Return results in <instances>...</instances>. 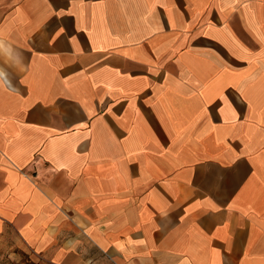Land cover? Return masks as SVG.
Masks as SVG:
<instances>
[{
    "label": "crops",
    "instance_id": "obj_1",
    "mask_svg": "<svg viewBox=\"0 0 264 264\" xmlns=\"http://www.w3.org/2000/svg\"><path fill=\"white\" fill-rule=\"evenodd\" d=\"M50 264H264V0H0V236Z\"/></svg>",
    "mask_w": 264,
    "mask_h": 264
},
{
    "label": "rangeland",
    "instance_id": "obj_2",
    "mask_svg": "<svg viewBox=\"0 0 264 264\" xmlns=\"http://www.w3.org/2000/svg\"><path fill=\"white\" fill-rule=\"evenodd\" d=\"M0 264H50L31 249L19 246L14 234L0 236Z\"/></svg>",
    "mask_w": 264,
    "mask_h": 264
}]
</instances>
